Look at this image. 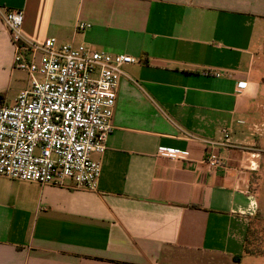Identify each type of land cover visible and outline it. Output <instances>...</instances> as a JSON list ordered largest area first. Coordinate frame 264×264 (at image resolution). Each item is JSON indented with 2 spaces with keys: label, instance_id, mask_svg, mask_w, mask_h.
<instances>
[{
  "label": "crops",
  "instance_id": "0c3cea01",
  "mask_svg": "<svg viewBox=\"0 0 264 264\" xmlns=\"http://www.w3.org/2000/svg\"><path fill=\"white\" fill-rule=\"evenodd\" d=\"M9 10L22 12L26 42L55 38L138 62L123 67L106 150L91 155L101 164L95 191L0 176V264L256 259L245 252L264 220V112L250 50L264 0H0V103L12 105L26 85L2 19ZM77 23L90 27L76 32ZM203 67L233 75L206 77ZM224 129L229 140L217 144ZM211 155L223 167L209 168Z\"/></svg>",
  "mask_w": 264,
  "mask_h": 264
},
{
  "label": "built area",
  "instance_id": "2783aa9c",
  "mask_svg": "<svg viewBox=\"0 0 264 264\" xmlns=\"http://www.w3.org/2000/svg\"><path fill=\"white\" fill-rule=\"evenodd\" d=\"M14 45L13 67L27 75L26 87L12 105L0 103V176L39 185L97 189L100 161L113 126L111 123L123 67L138 60L126 54L95 50L55 38L41 43L23 40L20 10L2 16ZM77 23L75 31L89 28ZM206 77L231 78L228 69L203 67ZM238 89L244 87L242 82ZM230 130H222L225 144ZM209 145L215 142L206 141ZM158 156L188 158L187 152L160 148ZM205 164L216 169L222 161L211 155ZM253 167L252 164H250Z\"/></svg>",
  "mask_w": 264,
  "mask_h": 264
},
{
  "label": "rangeland",
  "instance_id": "374dc122",
  "mask_svg": "<svg viewBox=\"0 0 264 264\" xmlns=\"http://www.w3.org/2000/svg\"><path fill=\"white\" fill-rule=\"evenodd\" d=\"M250 52L254 59V68L259 72V75L257 76L261 85V93L259 96V109L264 112V24L260 26L258 35L256 36V40L253 43ZM19 76L22 82V86L24 85L23 87H25V83L27 80L26 73L22 71ZM259 129L262 130H258L259 132L257 133L262 134L261 138H264V127H259ZM262 147H264V145H262ZM262 155H264V148H262ZM262 175H264V171H262ZM258 201L262 206V210H264V177H262V182L258 194ZM252 241H255V243H253ZM245 253L253 255L252 257L256 258L252 261L250 259V261H248L246 264H264V220L259 222L258 226L254 228L252 233H250L249 243L246 246Z\"/></svg>",
  "mask_w": 264,
  "mask_h": 264
}]
</instances>
